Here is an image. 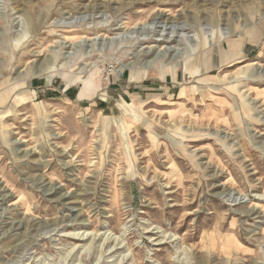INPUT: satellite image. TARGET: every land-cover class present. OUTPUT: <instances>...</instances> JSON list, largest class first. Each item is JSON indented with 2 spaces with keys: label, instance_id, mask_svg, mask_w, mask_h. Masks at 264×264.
Here are the masks:
<instances>
[{
  "label": "rangeland",
  "instance_id": "rangeland-1",
  "mask_svg": "<svg viewBox=\"0 0 264 264\" xmlns=\"http://www.w3.org/2000/svg\"><path fill=\"white\" fill-rule=\"evenodd\" d=\"M262 193L264 0H0V264H264Z\"/></svg>",
  "mask_w": 264,
  "mask_h": 264
},
{
  "label": "bare ground",
  "instance_id": "bare-ground-1",
  "mask_svg": "<svg viewBox=\"0 0 264 264\" xmlns=\"http://www.w3.org/2000/svg\"><path fill=\"white\" fill-rule=\"evenodd\" d=\"M101 6H104L103 4H99V3H94V5H93V7H101ZM84 8V7H83ZM98 9V8H97ZM162 16H163V14L162 13H156V14H154V16L153 17H151L152 18V23L154 24V25H158V26H154V28L153 29H155V28H157V27H161V26H159V23H162L164 26H166V28H165V30H168V32H166V34H164V36H163V38L162 39H159L158 41H160V40H162V41H164L165 43H171L172 41H177L181 36H179L180 34H181V32L182 31H184L185 30V28H184V26L182 25V24H179V23H177V24H175V25H171V26H168L167 27V24H169L168 22H166L165 20H162V21H160V19H162ZM151 20V19H150ZM126 24V23H125ZM163 27V26H162ZM156 31V30H155ZM169 33H171V34H169ZM186 39L187 40H189V41H195V40H193L192 38H191V36H186ZM70 41V39H68V38H65V40H64V42L63 43H68ZM217 41H218V44H217ZM204 41L203 40H201L200 42H198L197 43V45H196V49H197V51H200V50H202L203 48H205V46L206 45H204ZM216 43V44H215ZM207 44V43H206ZM220 44L221 43H219V39H217V37H215L214 38V43H213V47L215 48H219L220 47ZM167 45V44H166ZM147 48V47H146ZM149 48H148V50H146V51H144V53L145 54H147L148 52H149ZM183 49L182 48H178V47H174V46H168L167 48L166 47H163V53H168L169 52V54H170V60H169V62L171 61H173L174 59H176V58H180L181 56H183V54H185V52H183L182 51ZM155 58V57H154ZM154 58L152 59H150V60H147L146 61V68H151V67H153L154 66V62H155V60H154ZM180 65H181V63H179ZM178 64V65H179ZM194 64V63H193ZM253 65H257V62H253L252 63ZM182 69V68H181ZM185 69V68H184ZM259 69V67L257 68V70ZM188 70V69H187ZM256 70V71H257ZM185 71V70H184ZM262 70H260V72H261ZM186 74V73H185ZM178 76V75H177ZM252 76H251V74L249 75V76H247V77H245V80H248V79H252L251 78ZM247 86V85H246ZM247 91H249L250 93H252V89L250 88V86H248V89H247ZM249 110H253V107H249ZM220 112H222V113H224V109H221V111ZM215 122L217 123L218 122V120L217 119H215ZM222 122V121H221ZM225 122V121H224ZM257 199H264V193H262L261 195H258L257 196ZM234 200H236V199H234ZM69 236V235H68ZM83 234H81V235H79V237H78V233L77 234H71L70 235V237H72V238H77V239H79L80 237H81V239H83ZM119 249V248H118Z\"/></svg>",
  "mask_w": 264,
  "mask_h": 264
}]
</instances>
